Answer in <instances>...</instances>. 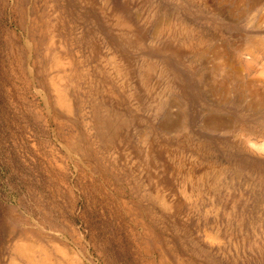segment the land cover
Returning a JSON list of instances; mask_svg holds the SVG:
<instances>
[{"label":"rangeland","instance_id":"374dc122","mask_svg":"<svg viewBox=\"0 0 264 264\" xmlns=\"http://www.w3.org/2000/svg\"><path fill=\"white\" fill-rule=\"evenodd\" d=\"M255 1L0 0V264H264Z\"/></svg>","mask_w":264,"mask_h":264},{"label":"bare ground","instance_id":"6f19581e","mask_svg":"<svg viewBox=\"0 0 264 264\" xmlns=\"http://www.w3.org/2000/svg\"><path fill=\"white\" fill-rule=\"evenodd\" d=\"M259 1V0H258ZM258 1L255 3V6H257V4H258ZM254 3V2H253ZM261 3V2H260ZM262 4V3H261ZM259 5V4H258ZM260 6V5H259ZM258 6V7H259ZM263 45V44H262ZM261 47V46H260ZM263 47V46H262ZM258 48V47H257ZM261 49H263V48H261ZM264 71V70H263ZM253 85V84H252ZM252 91V90H251ZM26 242V241H25ZM15 247V246H14ZM29 247L27 246V245H20V246H17L16 248H15V253H17L18 255H23V253H25V252H27V251H29ZM38 249V248H37ZM42 250V249H41ZM42 253V252H41ZM29 254V253H28ZM38 254V253H37ZM14 255V254H13ZM24 255H26L27 256V254H24ZM47 256V255H46ZM25 257V256H24ZM23 257V258H24ZM69 259V258H68ZM21 260V259H20ZM30 260V259H29ZM50 260H52V259H50ZM25 261H26V259H25ZM39 261H40V259H39ZM37 262V261H36ZM42 262H44V261H42ZM52 262V261H51ZM26 263H28V264H31L30 262H27L26 261ZM46 263V262H45ZM49 263V262H48ZM47 263V264H48ZM11 264H16L15 262H12ZM37 264V263H36ZM40 264V263H39Z\"/></svg>","mask_w":264,"mask_h":264}]
</instances>
